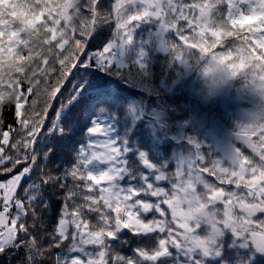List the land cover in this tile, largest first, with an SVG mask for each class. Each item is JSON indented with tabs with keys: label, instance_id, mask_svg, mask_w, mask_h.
<instances>
[{
	"label": "snow or ice",
	"instance_id": "snow-or-ice-1",
	"mask_svg": "<svg viewBox=\"0 0 264 264\" xmlns=\"http://www.w3.org/2000/svg\"><path fill=\"white\" fill-rule=\"evenodd\" d=\"M69 15L68 44L40 38L47 51L0 79V264H264V181L250 187L264 175V115L238 125L223 155L189 137L190 153L155 163L133 143L142 117L129 103V75L149 74L141 26L180 44L205 23L264 15V0H73ZM200 205L214 217L177 214Z\"/></svg>",
	"mask_w": 264,
	"mask_h": 264
},
{
	"label": "trees",
	"instance_id": "trees-1",
	"mask_svg": "<svg viewBox=\"0 0 264 264\" xmlns=\"http://www.w3.org/2000/svg\"><path fill=\"white\" fill-rule=\"evenodd\" d=\"M68 1L63 0L61 6L58 4L53 6L51 1H47L49 4H46V0H0V5H5L6 8H9L8 10L13 11H15L14 7L21 4L24 7L23 13H29L28 8L31 7L41 8L33 16H42V20L35 21L36 23L32 27H25V23L20 24L19 21H6L4 23L3 27L6 29H0V79L11 75L13 72H21L23 70L21 65L27 64L36 55L47 51V49L36 47L35 42L40 38H43L45 45L56 40L60 41L58 47L68 44L71 36L66 35L65 30L60 28L61 20L68 26L73 16H75V13H73V16L69 15V9L72 6H69ZM49 5L52 6L51 9L66 7L67 13H62V8L57 11L49 10ZM22 18L25 20V17ZM14 25L15 30H13ZM55 29L57 31L53 32ZM74 30H80L83 35L86 30V23L82 21L78 29ZM108 30L110 31V28ZM213 30V34H206L204 37H200L198 34L195 35V33L192 36H184L181 38L180 44H176L173 33L160 35V41H157L156 37L159 32L153 31V25L151 24H144L137 30L135 48H139L143 44L148 49L149 74L143 82L135 79L131 74L129 75V80L133 85L129 103L135 107L137 114L142 117L136 129L139 139L134 140V144L142 141L149 145L153 149L152 151L169 150L177 147L176 144L172 145L165 142L166 136L163 132L157 131L155 133L152 128L147 126L144 116L158 118L161 123L166 124L170 129L169 134L175 135V140L180 144L187 142L188 135L196 139L191 134V126L186 123L188 122L187 119L193 114L192 109L195 100L190 95L187 84L192 79L197 80L201 85L206 82L203 78V71L210 61L215 62L212 55L219 61H225V68L228 67L233 72H237L241 66L244 67L243 71L241 70L237 76L239 87L245 88L247 84L244 79L249 76L256 75L257 78H264V36L260 35L264 33V15L241 16L238 20L229 24H218L213 27ZM9 31H15V34L19 32L15 36V40L11 39L14 34H9ZM21 32L26 33L23 41L19 40ZM48 33H51V35L48 36ZM242 33L244 35H241ZM21 44L24 45L25 49H28V56L17 53L16 49ZM79 47L78 42L73 45L74 49H79ZM167 48L177 52L179 57L185 59L187 64L191 66L193 71L189 81L185 77L184 63L174 60L173 56L167 53ZM201 48L209 51L210 54L204 55ZM233 48L235 49L234 52L229 50ZM217 49H220V51H217ZM205 93L208 94L207 91ZM205 93L204 97L207 96ZM134 100H138L140 103L139 108L134 105ZM161 111H167L168 113H161ZM129 118L131 119V117ZM174 124H184L183 130L181 131L180 127ZM94 182L99 183L95 179Z\"/></svg>",
	"mask_w": 264,
	"mask_h": 264
},
{
	"label": "rangeland",
	"instance_id": "rangeland-1",
	"mask_svg": "<svg viewBox=\"0 0 264 264\" xmlns=\"http://www.w3.org/2000/svg\"><path fill=\"white\" fill-rule=\"evenodd\" d=\"M47 1H51L53 3V6L54 4H58L61 6L63 2V0H46V2ZM46 4H49V2H47ZM68 4L69 6L73 7V0H69ZM14 8L15 11L8 10L9 8H6L5 5H0V29H6L3 27L6 21H19L20 24L25 23V27H32L33 24L36 23L35 21L42 20L41 15L38 17H36L37 15L33 16L41 8H28V12L30 11L29 13H23L24 7H22L21 4L17 5V7ZM51 8L52 6L49 5V10L57 11L60 7H54L53 9ZM65 8H62V13H67V10ZM22 17H25V20ZM198 28L199 29L196 30L195 35L198 34L200 37H204L206 34L211 35L214 31L213 27H210L207 23L200 25ZM55 31H57V29H55L53 32ZM8 33L14 34L11 36V39L15 40V36H17L19 32L15 34V31H9ZM160 35V33L157 35V41H160ZM61 47L63 46L61 45ZM201 49L204 55L210 54L209 51H206L203 48ZM212 56L214 57L213 60H215V64L218 66V71L215 73V78L205 77L203 71V78L206 82L202 85L199 84V82L195 79L189 81L193 69L187 64L186 60L184 59L185 63L183 64V68L185 71V77L186 80L189 81L187 87L190 95L195 98L194 107L192 109L193 114L191 117H189V119H187L188 122L186 123L191 126V134L196 137L195 140H197L203 146L205 152L214 153V151H222V154L219 155H223L224 152L228 151L230 147L235 143V133L238 131V125L248 123L253 117L264 115V96H261L258 91L247 85L245 86V88L238 86L237 76L241 70L243 71L244 67L241 66L237 72H233L230 70V68H225V61H219L214 55ZM211 62L213 61H210L209 63ZM225 76H231L232 78L225 79ZM251 78L257 83L259 87H264V78H257L256 75H253ZM205 91H207L208 94L205 93ZM204 93L205 95H207L206 97L203 96ZM242 102L246 103L245 108L241 107V105H243ZM134 105L139 108L138 101L134 100ZM162 112L168 113L167 111H161V113ZM184 124L174 125L179 126V129H181L182 131V127ZM167 125L170 126L169 123H167ZM188 137L190 136L188 135ZM209 143L212 144V149L208 148ZM183 148L185 149L183 150ZM189 148L190 146L187 142L180 144L179 151H174L175 153L171 154L170 156L175 158L181 157L183 154L189 153L186 152ZM159 155L162 154L159 153ZM158 157H161V159L163 158L162 161L165 160L164 155ZM246 163L247 161L242 162V170L246 171V169H244L243 167ZM241 177L244 178L243 175H241ZM257 184L259 183L256 182V180L253 178L250 187L254 188ZM177 214L189 219L194 218L198 215L209 216L210 219L214 217V214H212V216L209 215V213L206 211L205 205L190 208L188 211L180 209L178 210Z\"/></svg>",
	"mask_w": 264,
	"mask_h": 264
},
{
	"label": "flooded vegetation",
	"instance_id": "flooded-vegetation-1",
	"mask_svg": "<svg viewBox=\"0 0 264 264\" xmlns=\"http://www.w3.org/2000/svg\"><path fill=\"white\" fill-rule=\"evenodd\" d=\"M214 154L215 155H218L219 156V154H222V151H214ZM241 179V181H242V177L240 178ZM261 181H264V180H256V182H258V183H260ZM262 191H264V189H262ZM242 204H246V205H248V206H260V205H254V204H247L246 202H241V205ZM240 205V206H241ZM229 219L230 220V222L233 220V218H232V216H231V212H230V210H229V212L228 213H226V219Z\"/></svg>",
	"mask_w": 264,
	"mask_h": 264
},
{
	"label": "water",
	"instance_id": "water-1",
	"mask_svg": "<svg viewBox=\"0 0 264 264\" xmlns=\"http://www.w3.org/2000/svg\"><path fill=\"white\" fill-rule=\"evenodd\" d=\"M157 124H158V122L157 121H155ZM244 209V208H243ZM244 210H246V209H244ZM247 211V210H246ZM258 243L259 244H261V245H264V239L262 238V237H258Z\"/></svg>",
	"mask_w": 264,
	"mask_h": 264
}]
</instances>
